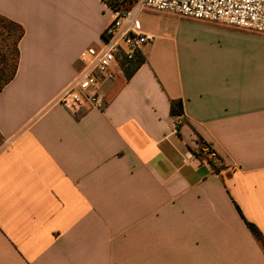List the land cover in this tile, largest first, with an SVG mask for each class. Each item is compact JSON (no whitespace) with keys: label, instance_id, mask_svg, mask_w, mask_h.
<instances>
[{"label":"crops","instance_id":"obj_1","mask_svg":"<svg viewBox=\"0 0 264 264\" xmlns=\"http://www.w3.org/2000/svg\"><path fill=\"white\" fill-rule=\"evenodd\" d=\"M0 14L25 30L0 89V264H264L247 226L264 237V35L144 12V62L75 116L56 100L103 44L105 2Z\"/></svg>","mask_w":264,"mask_h":264},{"label":"built area","instance_id":"obj_2","mask_svg":"<svg viewBox=\"0 0 264 264\" xmlns=\"http://www.w3.org/2000/svg\"><path fill=\"white\" fill-rule=\"evenodd\" d=\"M111 22L104 30V42L81 53L82 68L57 97L56 102L72 115L105 108L102 84L114 81L117 69L124 71L152 37L138 29L144 12L168 13L180 18L222 25L264 35V0H138L129 9H112ZM217 166L216 153L207 148Z\"/></svg>","mask_w":264,"mask_h":264},{"label":"trees","instance_id":"obj_3","mask_svg":"<svg viewBox=\"0 0 264 264\" xmlns=\"http://www.w3.org/2000/svg\"><path fill=\"white\" fill-rule=\"evenodd\" d=\"M105 4L112 9H129L133 3H129L128 7L123 5L124 0H102ZM25 30L19 23L0 14V89L2 90L8 85L15 77L20 59L19 45L23 39ZM144 62V59L138 54L129 62L125 68L127 77L129 78L132 73ZM183 112V103L181 100L172 101L171 113L174 116H180ZM2 137L0 135V142ZM203 145H206L205 143ZM208 147V145H206ZM216 157L221 161L217 154ZM210 166L216 172H220L221 166H217L213 159L208 160ZM247 226L257 242L260 244L264 251V237L261 231L252 223L247 222Z\"/></svg>","mask_w":264,"mask_h":264},{"label":"rangeland","instance_id":"obj_4","mask_svg":"<svg viewBox=\"0 0 264 264\" xmlns=\"http://www.w3.org/2000/svg\"><path fill=\"white\" fill-rule=\"evenodd\" d=\"M133 2H134V0H124V1H123V5H124L125 7H128V5H130L129 3H133ZM136 2H137V1H136ZM136 2H135V3H136ZM133 4H134V3H133ZM133 4H132V5H133ZM132 5H131V6H132Z\"/></svg>","mask_w":264,"mask_h":264}]
</instances>
